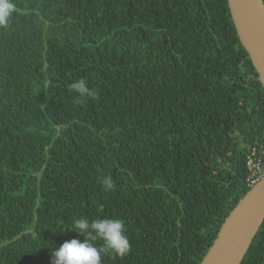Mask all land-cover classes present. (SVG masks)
<instances>
[{
  "label": "trees",
  "instance_id": "1",
  "mask_svg": "<svg viewBox=\"0 0 264 264\" xmlns=\"http://www.w3.org/2000/svg\"><path fill=\"white\" fill-rule=\"evenodd\" d=\"M0 26V264H51L80 216L102 264H200L264 155V90L227 0H12ZM264 3V0H263ZM86 79L96 96L75 102ZM111 176L105 191L99 177ZM240 264H264V220Z\"/></svg>",
  "mask_w": 264,
  "mask_h": 264
},
{
  "label": "water",
  "instance_id": "2",
  "mask_svg": "<svg viewBox=\"0 0 264 264\" xmlns=\"http://www.w3.org/2000/svg\"><path fill=\"white\" fill-rule=\"evenodd\" d=\"M238 39L264 90L263 0H227ZM264 220V178L226 217L200 264H240Z\"/></svg>",
  "mask_w": 264,
  "mask_h": 264
},
{
  "label": "clouds",
  "instance_id": "3",
  "mask_svg": "<svg viewBox=\"0 0 264 264\" xmlns=\"http://www.w3.org/2000/svg\"><path fill=\"white\" fill-rule=\"evenodd\" d=\"M15 7L12 0H0V26L7 25ZM70 88L77 94L75 97L77 103L81 98H92L97 95L83 78L73 82ZM98 179L105 191L115 189L116 183L111 176H101ZM69 230L82 235L83 241L73 238L54 248L51 252V264H102L104 249L94 243L97 239L103 240L105 249L117 256L123 257L130 251V241L123 220L115 218L90 220L87 216H80L73 220Z\"/></svg>",
  "mask_w": 264,
  "mask_h": 264
},
{
  "label": "built area",
  "instance_id": "4",
  "mask_svg": "<svg viewBox=\"0 0 264 264\" xmlns=\"http://www.w3.org/2000/svg\"><path fill=\"white\" fill-rule=\"evenodd\" d=\"M247 184L250 188L256 185L262 178H264V155L262 150L256 148L254 145L247 156Z\"/></svg>",
  "mask_w": 264,
  "mask_h": 264
}]
</instances>
